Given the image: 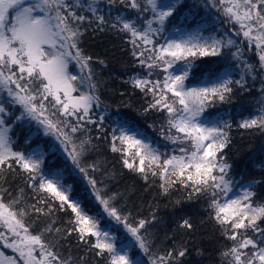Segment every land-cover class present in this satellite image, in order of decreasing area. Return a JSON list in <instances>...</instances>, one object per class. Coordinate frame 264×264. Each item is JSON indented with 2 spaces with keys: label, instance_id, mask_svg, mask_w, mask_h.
<instances>
[{
  "label": "snow or ice",
  "instance_id": "obj_1",
  "mask_svg": "<svg viewBox=\"0 0 264 264\" xmlns=\"http://www.w3.org/2000/svg\"><path fill=\"white\" fill-rule=\"evenodd\" d=\"M143 3L142 7L141 0H107L109 5L134 10L136 17L118 11L114 18L110 12L106 18L101 14V0H0V92L7 96L0 100V248L13 253L0 250V264H81L82 257L64 256L61 251L72 236L105 264H141V253L146 257L144 264H183L189 248L158 250L152 232L156 216L137 220L125 213L119 206L121 194L111 192L100 179L106 175L103 165L87 162L97 150L90 134L93 128L99 133L96 140L110 138L111 151L120 153L124 168L146 182L149 176H159L164 194L179 184L189 190L188 200L206 199L210 218L225 239L233 242L221 251V264H264V203H254L256 193L252 191L259 182L237 184L225 154L231 144L232 123L203 115L217 103H229L235 90L248 91L249 78L260 76V106L237 126L264 132V76L260 75L264 73V0H213L212 5L234 26L235 35L243 36L241 44L246 42L249 51L255 49L258 65L244 59L242 48L231 36L204 37L195 32L187 38L164 37L160 43L157 37L164 32L176 3ZM149 11L152 18L139 26V14ZM89 31L127 37L131 55L146 71L125 82L150 97L145 113L164 114L167 132L161 134L176 146L172 154L161 151L131 120L105 128V115L93 119L102 102L95 62L81 47ZM208 56H230L236 63L225 64L223 71L212 70L214 79L200 86H189L186 82L195 59ZM98 63L104 65L103 60ZM156 70L164 73L163 79L151 78ZM237 73L239 78L234 79ZM11 108L19 115H13ZM16 121H27L29 126L35 123L33 135L39 136L42 130L43 136L58 141L65 162L46 164L47 154L39 145L15 150L16 141L9 133ZM30 143L26 137L25 145ZM49 147L56 150L55 144ZM17 169L35 193L30 205L25 202L24 188L12 196L3 187L6 174ZM57 211L70 214L68 228L57 226ZM117 225L126 234L119 239ZM180 227L195 231L187 218Z\"/></svg>",
  "mask_w": 264,
  "mask_h": 264
},
{
  "label": "trees",
  "instance_id": "obj_2",
  "mask_svg": "<svg viewBox=\"0 0 264 264\" xmlns=\"http://www.w3.org/2000/svg\"><path fill=\"white\" fill-rule=\"evenodd\" d=\"M142 2V7L145 6ZM213 0H182L176 6L173 15L165 23L164 32L157 37L160 43L171 30L173 23L189 28H198L203 32L221 36H231L243 50V57L253 65H258V57L255 49L249 51L247 43L241 44L243 36L235 35L233 25L226 22V17L216 7H213ZM101 14L108 13L115 17L117 12L132 14L136 17L134 10L126 9L123 5H109L107 0H101ZM152 13L139 14L140 25L143 26L145 19H151ZM155 25V24H154ZM86 55L93 57L94 67L100 80L99 95L101 107L95 109L93 119L100 115H105V128H113L116 122L122 119L133 121L142 130H146L153 136L154 142L163 149V152L172 154V149L176 147L163 138L162 131L166 134V121L163 113L156 111L144 112L150 97H146L139 89H134L128 80L130 76L137 73L144 74L146 70L139 67L135 58L131 55L132 45L127 42V37L112 31H89L83 37L81 44ZM235 51V47L231 49ZM104 61V65L98 63ZM236 63L230 56L199 57L195 59V67L189 77L188 82L202 81L212 77V70H223L225 64ZM264 76V73L260 74ZM164 73L156 70L152 79H163ZM239 78V73L234 79ZM248 91L237 89L234 91L229 103H217L206 109L205 114L230 120L232 129L230 130L231 144L225 149L226 159L233 165L231 175L237 184L249 181H258L256 187L252 189L256 193L253 198L254 203H264V132L258 129H241L237 125L239 121L254 114L259 108L261 99L262 81L260 76L257 79L248 80ZM7 99L6 93L1 100ZM18 108V106H15ZM13 115H19L15 108H11ZM12 121L10 120L9 123ZM33 124L29 126L27 121H16L13 124L10 135L16 141V145L24 143L26 137L32 138ZM97 145V150L88 158V163L97 161L103 165L106 175L100 177L111 192L121 194L120 205L124 207L125 213H130L134 219L151 218L156 216L155 226L152 228L153 240L156 248L166 251L173 246H187L188 255L183 258V264H221V251L231 247L232 241L225 239L221 233L220 226L209 216L207 201L204 197H194L188 200V189L179 184L164 194L160 188L161 180L159 176H149L147 182L140 174L132 172L123 167L120 153H114L110 148V138L96 140L99 135L95 128L90 133ZM79 135V134H78ZM36 138L42 139L47 145L54 144L53 137ZM38 139V140H39ZM37 139H31L34 144ZM56 150L53 160L56 165L65 162L63 148L56 141ZM25 148V147H24ZM51 150V149H50ZM53 151V150H52ZM49 162V163H50ZM11 192L12 196L17 194L18 189H25L26 204L34 203L32 197L35 195L27 188L25 175L17 169L16 172L6 174V183H3ZM77 191L80 185H76ZM190 219L195 226V231L186 232L180 227L183 219ZM29 218V223L31 222ZM46 218H41L43 221ZM54 219L57 226L62 229L68 228L70 214L57 211ZM42 226V225H41ZM264 226V224H262ZM120 231L115 232L117 237L126 235L122 226H116ZM251 234V233H249ZM128 238V237H127ZM64 256L72 255L82 257L81 264H105L102 257H98L94 252L88 250L87 245L79 244L75 236L69 237L64 247L61 249ZM146 257L142 256V264Z\"/></svg>",
  "mask_w": 264,
  "mask_h": 264
},
{
  "label": "rangeland",
  "instance_id": "obj_3",
  "mask_svg": "<svg viewBox=\"0 0 264 264\" xmlns=\"http://www.w3.org/2000/svg\"><path fill=\"white\" fill-rule=\"evenodd\" d=\"M158 2H159V0H158ZM172 2H174V3H176V6L178 5V4H180L181 2H182V0H172ZM153 27H158V25H153ZM172 28H171V30L169 31V33L166 35V37H168V38H171V39H180V38H187V36H188V34L189 33H195V32H199L202 36H204V37H207V36H209V35H211L210 33H208V32H203V31H201L200 29H198V28H189V27H185V26H180V25H177L176 23H173V25L171 26ZM165 28V27H164ZM162 43L164 42V39H163V41H161ZM176 67H179V65H177ZM70 70H72V66L70 65ZM171 71V70H170ZM221 71H223V70H221ZM177 74H179V73H177ZM156 79H159V78H157L156 77ZM209 79H214V76H212V77H209V78H206V79H203L202 81H196V82H192V83H190V82H186V83H188L189 84V86H200L201 85V83L202 82H204V81H207V80H209ZM4 94L5 93H3V92H0V100H1V98L4 96ZM204 115V117L205 118H207V119H209V120H215V119H217V117H215V116H211V115H208V114H203ZM36 125H35V123H33V131L35 132V129H36ZM146 134H147V136L151 139V141L154 143V144H156L155 142H154V140H153V136H152V134L151 133H149V132H146V130H143ZM11 132V131H10ZM9 135H10V133H9ZM41 136H43V134H42V130H41V134H40ZM11 136V135H10ZM37 136H35V135H33L32 136V138L31 139H37V141L36 142H34V144H31V145H25L24 146V143H19L18 145H14V149L15 150H23L24 149V147H36L37 145H39L45 152H46V164H49V162H50V160L52 159L53 160V157H54V151L55 150H53V149H51L50 147H49V145H47L46 143H44L43 142V140L42 139H39V138H36ZM44 138L45 137H48V136H43ZM49 138V137H48ZM39 139V140H38ZM53 140L56 142V140L53 138ZM55 142H54V144H55ZM56 145V144H55ZM157 145V144H156ZM57 146V145H56ZM158 146V145H157ZM160 147V146H159ZM51 149V150H50ZM161 149V151H163V149L162 148H160ZM53 150V151H52ZM63 150V149H62ZM244 183V182H243ZM244 184H246V183H244ZM231 195V194H230ZM116 234V233H115ZM117 236V235H116ZM118 239L120 238V237H117ZM127 240L128 241H131V237H128L127 238ZM0 250H2V251H4L5 252V254L6 255H13V253H12V251H11V249H3V248H0ZM142 256H143V254L141 253L140 254V257H139V259H140V262H141V264H142Z\"/></svg>",
  "mask_w": 264,
  "mask_h": 264
}]
</instances>
